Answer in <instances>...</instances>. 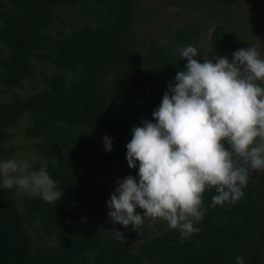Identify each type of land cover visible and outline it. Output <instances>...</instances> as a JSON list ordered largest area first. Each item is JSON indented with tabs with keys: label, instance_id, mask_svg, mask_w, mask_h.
Segmentation results:
<instances>
[{
	"label": "trees",
	"instance_id": "16d2710c",
	"mask_svg": "<svg viewBox=\"0 0 264 264\" xmlns=\"http://www.w3.org/2000/svg\"><path fill=\"white\" fill-rule=\"evenodd\" d=\"M237 1L248 0H182L194 17L168 27L162 42L137 26V0H0V160L16 146L8 143L10 125L25 116L24 134L43 158L32 169L46 165L64 191L59 201L46 203L27 193L18 200L13 189L0 188V264H236L237 256L244 264H264V171L249 177L235 204L213 208L217 193L205 191L206 211L195 224L200 231L183 243L169 227L135 240L139 231L131 225L113 224L106 202L117 184L94 178L127 161L134 126L155 122L153 111L185 70L180 48L196 47L201 63L214 55L231 60L259 39L253 29L242 36L235 31ZM78 2L93 6L98 20L69 31L52 27L56 5ZM202 13L213 22L207 45ZM39 67L40 89L3 97L35 80ZM105 135L113 138L111 152ZM138 166L129 174L137 181ZM112 229L125 239H116Z\"/></svg>",
	"mask_w": 264,
	"mask_h": 264
},
{
	"label": "clouds",
	"instance_id": "9594fccd",
	"mask_svg": "<svg viewBox=\"0 0 264 264\" xmlns=\"http://www.w3.org/2000/svg\"><path fill=\"white\" fill-rule=\"evenodd\" d=\"M197 48L179 49L185 70L178 71L153 120L134 126L127 143L128 166L133 175L118 178L106 202L108 216L137 231L146 220H162L177 230L180 242L200 229L205 191L215 189L211 207L235 204L244 196L250 174L264 171V58L255 47L227 56L204 58ZM113 138L105 135V150ZM27 160H0V188L16 187L46 203L59 201L64 191L47 166L30 171ZM137 207L143 209L141 215ZM118 240L123 232L112 229ZM236 264H244L236 257Z\"/></svg>",
	"mask_w": 264,
	"mask_h": 264
},
{
	"label": "rangeland",
	"instance_id": "374dc122",
	"mask_svg": "<svg viewBox=\"0 0 264 264\" xmlns=\"http://www.w3.org/2000/svg\"><path fill=\"white\" fill-rule=\"evenodd\" d=\"M166 0H137V26L141 27V30L149 31L161 36L162 42L166 41V33L168 27H174L178 23L184 20H191L194 17L195 12L188 13L186 7L188 3H182V0H167L170 1L167 7L162 8L163 2ZM181 2L182 4H179ZM234 12L236 14V20L240 23L234 25V29L238 36H242L244 31L255 30L259 39H257L250 47H255L260 52L261 57H264V6L261 0H248L246 2L237 1L234 4ZM84 10V11H83ZM91 10H95L93 6L85 7L83 2H78L75 5H56L54 7L53 14L55 16L54 26L64 28L66 31L77 27L84 23L93 24L98 19H95ZM200 26L201 35L203 36L204 44L209 42V36L213 27V22L210 21V17L207 14H200ZM236 21V22H237ZM243 23V24H242ZM208 47V46H207ZM41 67L35 80H25L23 86L9 88L3 93V97L11 98L14 92L17 91L20 94H26L28 92H34L40 89L43 85L41 81L42 72ZM49 72V71H48ZM26 117H22L17 124L10 125V138L9 144H14V152L8 156L7 159L27 160L30 164V171L32 165L43 158L36 155L31 148V139L28 138L23 131L26 124ZM257 171H253L250 177H254ZM131 173V168L128 166L127 161H118L113 170L106 171L104 173H98L94 175L96 180L106 179L116 183L118 178H125ZM117 184V183H116ZM118 186V185H117ZM13 191L18 200L26 194V192L18 190L13 187ZM204 209V205H203ZM109 212V209H107ZM168 228L167 223L162 220H146L141 229H139V236L134 234L135 240H140L146 236H149L151 232H159L160 230ZM145 229V232H144Z\"/></svg>",
	"mask_w": 264,
	"mask_h": 264
}]
</instances>
